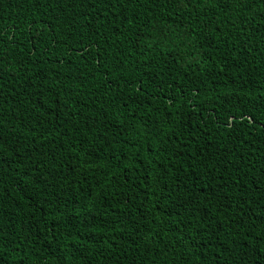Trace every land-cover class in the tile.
Listing matches in <instances>:
<instances>
[{
  "label": "trees",
  "instance_id": "1",
  "mask_svg": "<svg viewBox=\"0 0 264 264\" xmlns=\"http://www.w3.org/2000/svg\"><path fill=\"white\" fill-rule=\"evenodd\" d=\"M0 264H264V0H0Z\"/></svg>",
  "mask_w": 264,
  "mask_h": 264
}]
</instances>
